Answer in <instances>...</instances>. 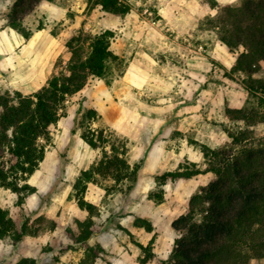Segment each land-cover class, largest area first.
<instances>
[{
	"label": "rangeland",
	"instance_id": "1",
	"mask_svg": "<svg viewBox=\"0 0 264 264\" xmlns=\"http://www.w3.org/2000/svg\"><path fill=\"white\" fill-rule=\"evenodd\" d=\"M126 1L131 3V11L124 17L106 12L89 0H83L85 5L80 10H71L62 18L57 13L54 22H45L41 17L33 27L36 34L46 32L36 70L41 72L48 61L50 70L42 77L31 75L32 68L24 62V74L16 75L10 69L0 74V94H33L53 75L67 70L72 56L69 39L76 37L83 43L81 53L85 55L90 35L105 29L115 32L110 45L113 56L104 76L90 78L81 91L68 97L58 123L49 128V140H39L45 144L44 158L27 180L35 192L18 204V193L0 186V206L16 210L30 227L17 243L0 238V264H16L21 258H34L36 264L78 262L79 251L64 247L67 238L63 224H74L75 218L85 217L87 211L80 208L73 186L81 171L101 158V149L91 147L81 136L86 127L74 131V117L80 106L97 110L99 116L90 126L103 130L107 150L113 144L129 150L130 163L143 159L144 151L153 153L158 168L146 175L153 181L162 171H173L180 165L205 170L210 150L238 149L229 136L236 123L248 128L250 140L264 141L263 121L245 126L228 115V111L240 109L235 106L246 107L250 114L264 110V103L259 105L258 99L248 94L245 73L233 71V67L226 69L213 57V53L217 55L215 47H224L215 26L224 6L216 0ZM163 2L169 5L164 10ZM79 18L82 22L77 25ZM241 48L228 47L236 59ZM253 78H264V63ZM11 131L8 130L10 135ZM99 178V182L89 181L86 191L96 206L92 218L101 226L97 237L104 244L100 253L104 263L112 264L129 254L142 262L161 264L171 256L175 241L168 249V257L157 259L151 243L139 246L145 233L138 223L143 219L156 221L172 207L182 209L185 188L196 183L205 186L215 174L202 172L188 179L168 181L163 187L151 182L150 198L149 188L146 193L132 190L125 194L121 186L125 188L126 183L115 185L113 179ZM164 193H168V202ZM176 232L175 240L179 236ZM262 259H251L248 264L253 260L264 264Z\"/></svg>",
	"mask_w": 264,
	"mask_h": 264
},
{
	"label": "trees",
	"instance_id": "2",
	"mask_svg": "<svg viewBox=\"0 0 264 264\" xmlns=\"http://www.w3.org/2000/svg\"><path fill=\"white\" fill-rule=\"evenodd\" d=\"M39 1L16 0L6 14L8 24L28 37L30 33L25 31L21 21ZM89 1L121 17L131 11V3L126 0ZM215 23L222 43L231 50L243 47L233 71L247 75L248 94L257 98L259 105L263 104L264 78H253V74L264 63V0H241L239 5H226ZM114 36L115 32L110 29L90 35L85 55L81 53L84 44L72 37L67 42L72 56L66 71L53 75L33 94L15 92L13 97L8 92L0 94V186L17 192L18 204L36 190L27 180L44 158L45 144L39 140H49V128L59 121L60 110L68 97L81 91L90 78L104 76L107 62L113 56L110 45ZM97 115L94 108L80 106L74 117V131L85 126L81 133L83 139L91 147L101 149V158L89 169L82 170L73 186L80 208L88 210L89 216L83 220L75 218L74 224H63L65 236L84 246L101 230L100 224L92 218L96 206L84 199L87 183L99 182V176L113 179L115 185L126 183L125 188H121L128 194L144 163L143 159L130 163L127 149L115 144L110 150L106 149L103 130L90 126ZM228 115L230 119L243 121L245 126L264 122L262 109L250 114L242 107L228 111ZM235 126L229 136L238 149L210 150L205 170H190L180 165L176 170L157 175V184L161 186L202 172L215 174L212 181L191 195L186 210L173 221L172 227L179 236L171 256L161 264H248L251 259L264 258V141L250 140L247 127L238 123ZM159 199H162L161 193ZM138 224L151 227L145 220ZM29 228L28 220L16 210L0 206V238H11L17 243L30 232ZM96 253L94 248L87 247L88 260ZM16 264H36V260L21 258Z\"/></svg>",
	"mask_w": 264,
	"mask_h": 264
},
{
	"label": "crops",
	"instance_id": "3",
	"mask_svg": "<svg viewBox=\"0 0 264 264\" xmlns=\"http://www.w3.org/2000/svg\"><path fill=\"white\" fill-rule=\"evenodd\" d=\"M15 1L16 0H0V74L4 70L10 69L12 73L16 75H22L24 74L23 70L25 68L24 62H26L27 65L26 67L32 68L30 71L31 75L37 74V76L42 77L46 74L48 70H50L52 65L50 64L51 62L48 61L47 64L42 68L41 72H39L38 69L36 70L37 68L36 65L40 58L41 40L43 39V37L46 36V32H40L36 34L35 30L33 29L35 23L39 22L41 17H43L45 22H49V23L54 22L55 20L58 19V17L62 18L67 14V12L71 10H80V8H82L85 5V3L83 2V0H40L36 5V7L31 12L26 14L21 21L22 27L25 29V31L30 33L29 36L27 37L23 31L14 29L8 24V19L6 14L9 12L11 6ZM51 1H53V3ZM216 1L221 6H226L233 2H238L239 0H216ZM163 5H164L163 10L169 7V5L166 4L165 2H163ZM57 13H59L60 16L57 17L56 16L58 15ZM79 20L80 21H78L77 25L81 24L82 22L81 18H79ZM118 44H120V41H118ZM214 50H216L217 55L216 53H213V57L217 58V60L220 61V63L223 65L224 68L230 69L234 66L236 58L233 57V53L229 51L228 47L225 44L224 47L220 45L218 49H216L215 47ZM242 50L243 49L241 48L240 52ZM235 107L241 108V106H235ZM126 155L127 157L130 156L129 150H127ZM152 156L153 153L150 151L143 152L144 163L139 172V177L137 179V182L135 183L134 188L132 189L133 191L135 190V192L137 190H140L146 193V189L149 188V190H147L149 198H150L149 194L151 192L150 190L151 182L158 185L156 179L153 181L151 178L149 180L146 177L147 173L150 170L153 169L154 171L155 170L157 171L158 168L156 163L152 159ZM88 187L89 184L87 183V189ZM160 187H163V185H161ZM200 187H199V183H196L194 185H191L187 189L185 188L183 194L184 196L183 200L185 202V205L183 206L182 209L180 208L177 209L175 207H172L173 209L172 208L168 210L166 209V211L163 212V215L160 214L157 219L155 218L156 221L155 220L152 221L151 219H148L149 222L150 221L152 222L151 224L152 227H150V229H148L145 225H139V228H142L141 229L142 232L145 233V240L143 241V243L140 244L145 246L147 245V243L148 244L151 243L153 247V252L157 259L158 258L166 259L168 257V252H169L168 249L169 247H171L172 243L175 241V237L177 236V232L173 229L172 223L186 210L191 195L194 192H196ZM164 196L166 199L165 201L168 202L167 200L168 193H164ZM84 199L86 201L93 203L91 200L88 199L87 191H85ZM162 203L165 202H161V204ZM165 206L166 205H164V207ZM82 210H86V209H82ZM86 211H87L85 213L86 215L83 219L89 216L88 210ZM98 233L92 235L87 240V245L85 246L79 243H75L73 240H71L69 237L66 236L67 241H65L66 243L64 247H67L66 249L70 251H72V249L79 251L78 262L76 264H105L102 258L100 257V253L104 250V244L102 240L97 237ZM87 247L94 248L97 251L93 259L90 260L87 259ZM136 254L139 255L140 251L139 253H135V255ZM129 256L130 255L127 254V256H125L123 260L117 259L113 261L112 264H152V260H149L147 262H142L141 260L137 259V256L136 258ZM141 256L142 255H140V257ZM261 262H264V259H262ZM257 263H258L257 260H253L251 261L250 264H257Z\"/></svg>",
	"mask_w": 264,
	"mask_h": 264
},
{
	"label": "built area",
	"instance_id": "4",
	"mask_svg": "<svg viewBox=\"0 0 264 264\" xmlns=\"http://www.w3.org/2000/svg\"><path fill=\"white\" fill-rule=\"evenodd\" d=\"M236 54H238V52H236Z\"/></svg>",
	"mask_w": 264,
	"mask_h": 264
}]
</instances>
